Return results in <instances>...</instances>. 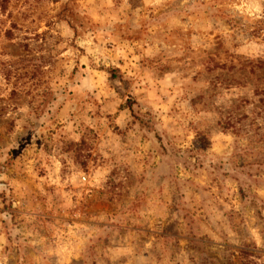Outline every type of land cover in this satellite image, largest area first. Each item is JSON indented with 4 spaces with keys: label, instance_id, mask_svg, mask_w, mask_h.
I'll return each instance as SVG.
<instances>
[{
    "label": "rangeland",
    "instance_id": "rangeland-1",
    "mask_svg": "<svg viewBox=\"0 0 264 264\" xmlns=\"http://www.w3.org/2000/svg\"><path fill=\"white\" fill-rule=\"evenodd\" d=\"M0 264H264V0H0Z\"/></svg>",
    "mask_w": 264,
    "mask_h": 264
}]
</instances>
